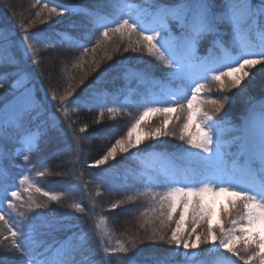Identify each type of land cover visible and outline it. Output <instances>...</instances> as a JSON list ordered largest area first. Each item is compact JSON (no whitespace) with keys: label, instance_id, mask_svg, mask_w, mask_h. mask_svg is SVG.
<instances>
[{"label":"snow or ice","instance_id":"6c2138e0","mask_svg":"<svg viewBox=\"0 0 264 264\" xmlns=\"http://www.w3.org/2000/svg\"><path fill=\"white\" fill-rule=\"evenodd\" d=\"M108 3L113 8L112 14L60 0H35L32 7L40 5V10L35 12L34 18L18 22L17 30L21 33L18 45L10 39L12 29L0 24V68L12 69L0 71V87L10 76L14 77L12 99L0 105V142L16 135L19 145L11 153L0 148V162L5 158L22 157L24 165L28 166L13 186L8 183V169L0 163V198L7 204V209L0 208V248L11 254L0 255V264H112L113 259L117 264H148L149 259L151 264H207L200 259L205 254L215 255V264H264V0L257 3L253 0H223V3L219 0H108ZM70 15L83 16L94 29H103L91 49L67 32L59 34L61 42L68 41L83 49L73 63L74 68L83 69L89 62L85 57L91 53L90 62L95 70L100 63L95 58L97 49H103L102 59H111L108 45L118 39L120 43H114L112 51H119L121 43L126 45L124 52L130 48L146 50L167 69L163 81L155 79L148 70H124L125 76L135 72L142 83L158 85L160 93L145 95L136 105L142 111L132 118L126 134L116 138L104 155L88 164L89 168H99L132 149H137L133 156L143 159L139 145L148 139L175 136L170 124L178 128V139L187 145L179 149L178 156L196 167H165L155 174L146 171L137 178L143 190L136 189L110 205V210H114L125 201L150 197V211L155 214L161 230L168 226L171 234H162L153 227L144 239L174 245L166 256L145 257L141 262L137 259L140 253L135 238L127 242L117 240L116 246H110L102 236L99 245L93 248L88 246V233L83 231L49 243L44 237L66 233L72 226L63 216L51 212L29 216L35 209H48L49 202L58 204L65 198L63 193L45 191L35 183L31 176L36 168L32 156L39 153L42 146L58 142L62 135H67L55 112L67 121L72 139L79 147L81 137L72 128L76 121L69 116L86 102L76 101L74 93L79 84L71 83L62 94L52 89L50 99L49 93L38 97L35 85L27 86L31 83V74L21 67L22 60L11 49L18 46L24 59L31 58L33 63L39 64L35 59L39 53L37 45L47 48L54 40L43 31L29 29L37 23V18L39 23L53 18L62 22ZM173 24L179 29V35L174 34ZM224 26L230 28L231 40L224 39ZM92 35L86 34L85 39L91 41ZM204 40H208L210 46L207 55L200 56L197 50ZM253 69L255 71H251ZM258 73L262 75L257 85ZM210 84L215 85L218 93L236 89L246 94L250 106L239 126L215 115L231 97L210 98ZM256 87L259 98L249 91ZM207 106L214 111H208ZM100 107L101 118L105 110L113 118L123 110L122 107ZM157 116L162 117L159 124L151 125L150 120ZM87 128V124L83 125L79 133H85ZM138 130L139 134L134 137ZM98 131L111 135L106 130ZM226 134H232L231 139H225ZM233 145L235 152L229 150ZM60 151L57 149L51 155ZM147 155L167 159L169 154L153 151ZM46 173L49 170L41 163V170L35 171L34 176L43 178ZM69 174L75 176L76 169H69ZM76 187L70 184L68 190ZM83 187L87 191V185ZM22 191L27 193L26 199ZM33 193H39L46 201L38 203ZM100 194L98 191L97 195ZM222 195L228 198L227 206L221 204L217 214L214 205L216 198ZM92 203L94 207V201ZM69 207L78 213L85 212L82 203L75 200ZM203 244L212 247L201 251ZM221 250L230 256H223ZM97 254L100 260H92ZM177 254L183 260L173 262Z\"/></svg>","mask_w":264,"mask_h":264},{"label":"trees","instance_id":"16d2710c","mask_svg":"<svg viewBox=\"0 0 264 264\" xmlns=\"http://www.w3.org/2000/svg\"><path fill=\"white\" fill-rule=\"evenodd\" d=\"M83 1L85 7L99 9L104 14H112L113 8L108 3V0H80ZM223 3V0H219ZM257 3L258 0H253ZM35 0H0V24L6 25L12 29V32L17 30V25L20 20L28 21L35 17V12L40 10V5H36ZM16 14L15 16L13 14ZM174 34L179 35V29H175L174 24L171 26ZM102 28H93L87 18L78 15L66 16V18L60 22L59 18H53L52 21L46 23H35L29 31H43L49 34L54 43L50 47H43L37 45L39 53L35 59L39 60V64L32 62L31 58L24 59L20 54L15 52V47L11 51L22 60L21 67L29 72L36 83V90L39 95H45L49 93L48 99H50V90L55 89L58 94H62L64 89L69 83L79 87L74 93L76 101L86 102L82 103L79 111L71 113L69 119L76 121L72 125V128L76 130L77 134L81 137V144L76 146L72 139V129L67 127V121L59 113L55 112V115L59 117V121L62 123V128L67 135H62L58 142L44 145L41 151L32 156V161L36 164V168L31 174L35 183L45 191H52L55 193H63L65 198L60 203L49 202L48 209H35L34 212L29 213V216H34L38 212H51L55 216H63L65 222L72 227L68 232L55 233L53 236H46L49 243L53 240L64 239L66 235H71L72 232H86L88 233V240L90 247L95 248L99 245L101 237L103 236L106 244L110 246H116L117 240L127 242L129 240L128 233L130 229L133 231V236H138V232L135 230L131 221L146 224L149 220L153 223L147 224L149 227L142 228L141 232H148L150 225L152 227H158L155 225L157 221L155 214L150 209L152 207L151 198L148 196H142L135 201H125L120 207L114 210H110V205L118 200H122L126 195L132 193L136 189L143 190V184L137 179L142 173L148 172V169L144 168L143 162L157 159L159 157H149V152L155 153H167L168 158L163 159L168 165L176 168H189L196 167L194 163H190L187 160L179 158L178 151L180 148L187 147L183 141L178 139L179 130L173 128L170 124L169 128L176 133L175 136H166L157 139L145 140L143 144L139 145L141 155L143 159L137 158L132 155L137 149L130 150L127 154H118L115 160H109L105 165L99 168H89L88 164L94 160L99 159L107 151V148L114 143L116 138L121 135H125L127 127L130 126L132 118L139 115L140 108L136 105L143 99L142 91L145 87H150V84L142 83L135 72H129L126 76L124 74L125 69H133L135 71L148 70L151 75L157 79L163 81L164 73L167 69L163 64L155 60L154 57L149 56L147 51H129L124 52L123 48L125 44H120L119 51H112L114 43H120L118 39H114L112 43L108 45V51L111 55V59H102L103 49H97L96 59L100 60L99 66L92 70L91 66V53L88 57H85L88 63L84 68H74L73 63L80 56L83 51L82 48L71 46L68 41H62L60 33L67 32L70 36L74 37L80 43H86L91 47L95 44L96 38L99 37ZM225 32L224 39L226 41L231 40L230 28L224 26ZM92 33L91 41L85 39L86 34ZM15 36V35H14ZM75 45V44H74ZM208 40L201 41L197 53L200 56L207 55V49L209 47ZM53 55H57L60 60L56 64V71H49L47 64L48 59ZM259 67V66H257ZM0 71H12L11 68H0ZM251 71H255L254 69ZM85 73H88L84 78L83 83L80 84L82 77H85ZM260 73L257 74V85L261 79ZM14 77H9L4 83L3 87H0V105L6 103L12 98V80ZM159 87L154 86V89ZM212 93L209 94L212 99H220L221 96L227 95L231 99L224 104V108L215 113L218 118H225L232 122L233 125L239 126L247 115V108L250 106L247 103V96L244 93H240L238 90L233 89L230 92L218 93L215 85L210 84ZM251 95L256 98L260 97L259 88H252L249 90ZM101 105L107 107H122L123 110L115 113V118L110 115L106 110L103 117H100ZM208 111L213 112L211 106H207ZM131 114V115H129ZM162 117H153L150 122L151 125H158ZM99 120V123L96 121ZM87 124L88 128L85 133H79V128ZM98 130H106L111 135H105ZM232 134H226L225 139H231ZM18 136L13 135L12 139H5L0 142V148L6 153L13 152L19 145L16 143ZM162 141V142H161ZM60 149V154L55 156L51 155L53 151ZM235 146L233 145L229 150L233 152ZM177 154V155H172ZM46 159H42L45 158ZM161 159V158H160ZM3 167L8 169L9 172V184L15 185L18 182L19 175L28 167L24 165L22 157L5 158L2 162ZM41 163L45 165L49 173H46L43 178H36L34 172L41 170ZM76 169V175L69 174V169ZM82 173V176H81ZM75 184L77 187L74 190L69 191V185ZM87 185V191L84 189V185ZM161 191L163 189H160ZM100 195H97V192ZM22 196L26 199L27 193L22 191ZM36 201L44 202L46 198L39 193H33ZM226 203H227V197ZM82 203L85 208L84 213H78L69 205L73 201ZM95 206L93 207V202ZM227 206V205H226ZM7 209V206L4 208ZM149 211H145V210ZM125 212L119 214V212ZM143 213V215H142ZM105 217L106 220L101 219ZM123 223H122V222ZM27 223V221H25ZM99 225L97 228L96 225ZM125 227L126 229H123ZM167 231L164 234L170 236L171 231L168 226ZM171 227L174 228L175 224L172 223ZM129 230V231H128ZM128 231V232H127ZM136 231V232H134ZM200 231V229H198ZM132 233V232H131ZM7 243V242H6ZM126 246L127 243H126ZM203 246V245H201ZM160 253H145L146 248L137 245V251L140 255L137 257L141 262L145 257H163L166 256L174 245L164 247L159 244L158 247ZM209 249V247L207 248ZM207 249H202L207 250ZM149 250V248H148ZM183 252V249H181ZM149 252V251H148ZM222 253V251H221ZM0 255H11L6 253L0 248ZM133 255V253H129ZM223 256H230L229 254L222 253ZM94 261L100 260V254L91 257ZM201 260L207 261V264H215V255H202ZM233 259V258H232ZM183 257L179 254L173 257V262H180ZM112 264H117L116 260H112ZM148 264H151V260H148Z\"/></svg>","mask_w":264,"mask_h":264},{"label":"rangeland","instance_id":"374dc122","mask_svg":"<svg viewBox=\"0 0 264 264\" xmlns=\"http://www.w3.org/2000/svg\"><path fill=\"white\" fill-rule=\"evenodd\" d=\"M60 2H62V3H66V4H72V3H76V4H79L78 2H80V0H60ZM20 36H21V33H16L15 34V38H11L12 39V41L16 44V45H18V43H19V38H20ZM17 48V50L21 53V51H20V49H19V47L17 46L16 47ZM22 54V53H21ZM59 59H58V56L57 55H53L52 56V58L50 59H48V61H47V64H48V67H49V71H51V72H55L56 71V64H58L59 63ZM33 85H36V83L34 82V80H33V78H32V76H31V83L30 84H28L27 86H29V87H31V86H33ZM36 88V87H35ZM36 91H38V90H36ZM40 96H42V94L40 95ZM149 96V95H148ZM153 120V118L150 120V122ZM137 134H139V130L137 131V133H134V137H135V135H137ZM107 136V135H106ZM157 160V162H149V163H146L145 164V167H147V168H151L152 167V171H153V173L155 174V171L156 170H161V169H163V168H165L166 167V165L163 163V161H162V159H160V158H157L156 159ZM226 196H220V197H217L216 198V203H215V209H216V212H217V214H219V211H220V205L221 204H224L225 206L227 205V203H226ZM125 212H119V214H124ZM176 219H178V215L175 217ZM122 222V221H121ZM132 222V224L134 225V228H135V230L138 232L137 234H138V236H133V231L130 229V231L128 232V233H130L129 235H128V238L130 239V238H135V240L137 241V245L139 244V245H141V247H143V248H146V250H145V253H151V252H153V254L154 253H160L159 251H164V250H160L158 247H159V244H161V245H163L164 247H169V244H167L166 242H162V241H158V240H156V241H148V240H145L144 239V237L145 236H147V235H150L151 234V231H152V229H153V227L150 225V230L148 231V232H141L140 230L142 229V228H144V227H146V228H148L149 226L147 225V224H149L148 222L146 223V224H144V223H138V222H135V221H131ZM156 222V224L155 225H158V227H155L156 229H158V230H161V226H160V224H158V222L157 221H155ZM123 223V222H122ZM214 223H215V220H214ZM142 225H143V227H142ZM123 229H126L125 227H123ZM136 231H134V232H136ZM162 234H164V232L165 231H167V227L166 226H164L163 228H162ZM132 232V233H131ZM194 238V237H193ZM172 246V245H171ZM211 248L212 246L210 245V244H203V246H201V249L200 250H202V249H207V248ZM148 248H149V250H148ZM149 251V252H148ZM181 252H182V250H180ZM222 251V253H226V252H224L223 250H221ZM226 254H228V253H226ZM230 255V254H229Z\"/></svg>","mask_w":264,"mask_h":264}]
</instances>
